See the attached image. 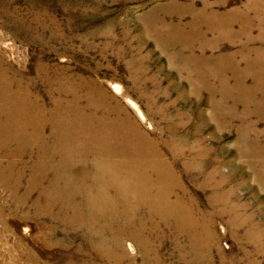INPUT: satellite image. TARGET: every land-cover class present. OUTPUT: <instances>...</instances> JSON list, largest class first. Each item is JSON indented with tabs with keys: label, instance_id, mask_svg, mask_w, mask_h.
I'll return each instance as SVG.
<instances>
[{
	"label": "rangeland",
	"instance_id": "374dc122",
	"mask_svg": "<svg viewBox=\"0 0 264 264\" xmlns=\"http://www.w3.org/2000/svg\"><path fill=\"white\" fill-rule=\"evenodd\" d=\"M195 27L202 37L184 44L178 34ZM191 55L209 61L203 79ZM262 55L264 0H0V73L26 93L29 114L56 112L76 96L87 113L133 123L175 175L171 200L206 225L207 249L196 256L175 221H145L157 254L149 264H264V97L252 93L264 72L245 69ZM40 144L0 147V181L12 165L10 184L0 186V264H113L57 200L54 173L39 168ZM124 248L128 259L118 263L144 264L130 239Z\"/></svg>",
	"mask_w": 264,
	"mask_h": 264
},
{
	"label": "bare ground",
	"instance_id": "6f19581e",
	"mask_svg": "<svg viewBox=\"0 0 264 264\" xmlns=\"http://www.w3.org/2000/svg\"><path fill=\"white\" fill-rule=\"evenodd\" d=\"M227 30L228 27L225 25L219 27L222 33ZM185 34H178L184 44H188L194 38L202 37L196 27L189 35ZM187 61L191 62L193 70L203 79V64L209 61L193 55L189 56ZM212 63L213 68L216 69L214 76L219 80L221 74L223 75L222 67H219L220 62L214 60ZM245 64L246 70L255 69L257 73L264 72L263 55L253 58L252 61L246 59ZM259 78L261 77L257 75L258 86L254 87L252 93L260 91L264 97V78L262 80ZM10 83L0 73V116H2L0 147H5L9 140L18 141L20 147L23 141L29 143V138L43 145L45 159L39 168L54 173L51 187L59 194L57 200L71 210V222L82 229L89 242L99 249L104 257L113 264H120L118 261L121 255L125 258L128 256L124 246L125 240L130 239L141 251L144 264H149L150 255L156 260L157 254L150 248L148 239L143 236L144 222L147 220L160 226V223L172 219L178 228L175 229L177 233L181 235L185 233L189 238L192 254H199L202 247L206 251V242L203 240L209 238L206 225L197 220L192 209L183 205L180 199L171 200L177 185L175 175L168 163L153 150V145L146 136L133 128V123L131 127L129 121L109 117L110 110L106 107L105 109H108L106 115H97L95 111L87 113L82 105V107L77 106L76 96H72L65 105L58 106L56 112L50 113V111V114L47 113L42 117V111L29 114L28 106L31 102L26 93L11 90ZM199 83L203 84L201 81ZM99 96L102 101L105 93L101 92ZM89 105L93 109L96 107V103L91 101ZM46 124L50 125L48 135L43 128ZM30 125L33 127V132L28 133L27 127ZM57 156L59 165L54 163ZM152 156L158 158L152 159ZM9 166L12 165L9 163ZM9 166L1 169L3 175L0 186L5 189L11 174V172L5 173L11 170ZM69 169L73 171L69 173ZM60 180L64 182L62 187L59 184ZM12 187L10 196L14 197L16 188ZM27 195L28 192L25 190L18 203L22 205ZM105 234H109L110 237L107 239ZM128 246L132 247L131 244Z\"/></svg>",
	"mask_w": 264,
	"mask_h": 264
}]
</instances>
